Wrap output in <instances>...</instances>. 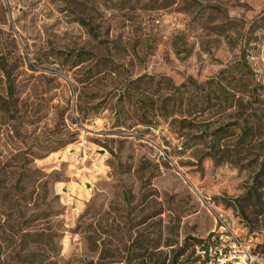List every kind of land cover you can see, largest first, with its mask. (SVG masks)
<instances>
[{
  "label": "rangeland",
  "instance_id": "374dc122",
  "mask_svg": "<svg viewBox=\"0 0 264 264\" xmlns=\"http://www.w3.org/2000/svg\"><path fill=\"white\" fill-rule=\"evenodd\" d=\"M237 60L264 92V0H0V264H24L8 239L27 226L53 233L55 264H165L220 220L264 250V201L246 196L258 149L216 162L189 136L218 115L138 99ZM27 167L47 180L30 199Z\"/></svg>",
  "mask_w": 264,
  "mask_h": 264
},
{
  "label": "trees",
  "instance_id": "16d2710c",
  "mask_svg": "<svg viewBox=\"0 0 264 264\" xmlns=\"http://www.w3.org/2000/svg\"><path fill=\"white\" fill-rule=\"evenodd\" d=\"M245 69H247L246 64L237 60V62L221 69L217 77L203 81H195L189 78L176 85L170 84L167 88L170 93L165 96L162 95L159 100L152 97L144 98L143 96H139L138 99L150 109L156 106L160 113H177L179 115L186 113L196 116L212 112L213 115H218V123L210 125V122H206L201 131L193 133L189 137L193 138V142L206 143L208 146L206 154L216 162L223 160L238 161L241 157L251 153L249 152L250 149H258L249 157L258 163V168L254 173L251 186L247 189L246 196L252 197L253 201L262 204L264 201V109H262L264 107V92L257 90L255 85L247 88L248 83L244 76ZM148 83L146 82V84ZM153 83L156 85V81ZM140 93L144 92L140 91ZM244 93L247 94L245 99ZM168 103L170 106H167ZM230 115L231 119H228ZM190 122L186 120V123ZM65 143L66 141L60 142L58 146ZM26 169L36 174V178L32 179H35L37 184L34 185V182H30L34 188L27 192L30 199L35 187L47 182V180L45 173L36 167H27ZM7 180V178L1 177L0 183L2 184ZM20 180L19 177H16L10 181L9 189L3 193L2 203L7 201L5 203L8 206L12 201L16 207V195L12 193H19L20 190H23L19 187ZM41 198L44 201L43 195ZM53 211L54 208L51 209L50 207L40 208V211L31 212L28 220L37 219L41 217L40 215L49 217L54 214ZM52 235V232L43 227L27 226L25 230L13 228L8 239L13 247L11 257L13 260L21 261L24 264H55V261L50 258V255L54 256L51 251L53 247ZM204 239H197L192 243L183 239L173 256L165 264H200L197 262L198 257L195 254L194 246ZM189 245L192 247L188 252H185ZM5 264L15 263L9 261Z\"/></svg>",
  "mask_w": 264,
  "mask_h": 264
},
{
  "label": "built area",
  "instance_id": "2783aa9c",
  "mask_svg": "<svg viewBox=\"0 0 264 264\" xmlns=\"http://www.w3.org/2000/svg\"><path fill=\"white\" fill-rule=\"evenodd\" d=\"M194 249L200 264H264V251H255L251 240L224 220H220Z\"/></svg>",
  "mask_w": 264,
  "mask_h": 264
}]
</instances>
